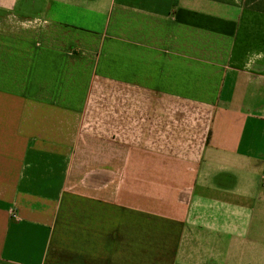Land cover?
<instances>
[{"label": "crops", "instance_id": "crops-1", "mask_svg": "<svg viewBox=\"0 0 264 264\" xmlns=\"http://www.w3.org/2000/svg\"><path fill=\"white\" fill-rule=\"evenodd\" d=\"M0 264H264V0H0Z\"/></svg>", "mask_w": 264, "mask_h": 264}]
</instances>
